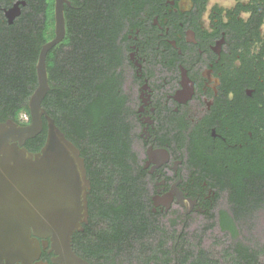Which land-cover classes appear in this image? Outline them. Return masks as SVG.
Listing matches in <instances>:
<instances>
[{"label": "flooded vegetation", "instance_id": "af4514ba", "mask_svg": "<svg viewBox=\"0 0 264 264\" xmlns=\"http://www.w3.org/2000/svg\"><path fill=\"white\" fill-rule=\"evenodd\" d=\"M68 1L65 8L73 4ZM81 1L106 19L115 10L119 19L113 56L108 51L100 56L119 77L135 173L151 209L144 216L166 227L153 234L152 250H161L159 261L165 264H225L215 221L228 193L218 195L206 165L218 155L231 171L236 151L253 143V131L244 123L252 119L250 104L264 100V0ZM12 7L3 8L7 18ZM197 149L204 152L198 158ZM105 225L89 212L73 233L72 248L86 264L109 263L105 252L91 249ZM85 244L90 254L82 250ZM115 255L114 264H130ZM0 264L66 262L51 236L31 230L28 245L9 244L0 236Z\"/></svg>", "mask_w": 264, "mask_h": 264}, {"label": "trees", "instance_id": "16d2710c", "mask_svg": "<svg viewBox=\"0 0 264 264\" xmlns=\"http://www.w3.org/2000/svg\"><path fill=\"white\" fill-rule=\"evenodd\" d=\"M16 1L0 0V122L11 118L26 125L31 121L29 99L38 85L41 48L56 36L55 0H24L21 15L10 23L3 8ZM71 2L73 6L65 8L66 35L47 54L50 90L43 106L81 150L92 182L91 218L106 224L93 248L85 244L82 250L105 252L108 264L117 260L115 253L130 264H165L159 261L161 250H152V244L153 234L166 227L144 216L151 209L145 201L147 189L135 173L132 126L117 90L119 77L115 66L107 69L109 63L100 56L115 52L117 12L110 11L106 19L97 7ZM248 112L252 119L244 128L253 131V143L236 151V159L229 162L231 171L224 170L216 154L206 165V174L217 181L218 195L228 193L229 202L215 221L225 264H264V100L251 103ZM46 137L45 121L43 131L25 146L40 151ZM195 152L197 158L204 153Z\"/></svg>", "mask_w": 264, "mask_h": 264}, {"label": "water", "instance_id": "95a60500", "mask_svg": "<svg viewBox=\"0 0 264 264\" xmlns=\"http://www.w3.org/2000/svg\"><path fill=\"white\" fill-rule=\"evenodd\" d=\"M17 2L7 11L10 23L21 12ZM55 0L56 36L41 49L37 63L38 85L29 99L31 121L0 122V236L13 245H28L31 230L51 236L66 264H86L72 248V236L88 220L91 180L79 147L67 138L43 101L50 90L47 54L66 34L65 4ZM47 137L40 151L26 141Z\"/></svg>", "mask_w": 264, "mask_h": 264}, {"label": "rangeland", "instance_id": "374dc122", "mask_svg": "<svg viewBox=\"0 0 264 264\" xmlns=\"http://www.w3.org/2000/svg\"><path fill=\"white\" fill-rule=\"evenodd\" d=\"M24 119H28L27 116H24Z\"/></svg>", "mask_w": 264, "mask_h": 264}]
</instances>
